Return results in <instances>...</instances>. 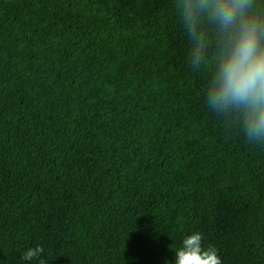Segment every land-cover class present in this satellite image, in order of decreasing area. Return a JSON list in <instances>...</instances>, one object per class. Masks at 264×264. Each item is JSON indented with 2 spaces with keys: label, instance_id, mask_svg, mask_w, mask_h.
<instances>
[{
  "label": "trees",
  "instance_id": "16d2710c",
  "mask_svg": "<svg viewBox=\"0 0 264 264\" xmlns=\"http://www.w3.org/2000/svg\"><path fill=\"white\" fill-rule=\"evenodd\" d=\"M174 4L0 0V264H174L193 232L264 264V144L208 108Z\"/></svg>",
  "mask_w": 264,
  "mask_h": 264
},
{
  "label": "clouds",
  "instance_id": "9594fccd",
  "mask_svg": "<svg viewBox=\"0 0 264 264\" xmlns=\"http://www.w3.org/2000/svg\"><path fill=\"white\" fill-rule=\"evenodd\" d=\"M174 6L188 38L189 64L210 71L208 108L226 128L239 126L248 141L264 144V0H175ZM202 240L193 232L181 247L169 245L174 264H221L217 249ZM43 251L29 248L22 259Z\"/></svg>",
  "mask_w": 264,
  "mask_h": 264
},
{
  "label": "rangeland",
  "instance_id": "374dc122",
  "mask_svg": "<svg viewBox=\"0 0 264 264\" xmlns=\"http://www.w3.org/2000/svg\"><path fill=\"white\" fill-rule=\"evenodd\" d=\"M244 201L238 196L237 193H233L232 195L223 198L218 202L217 210L218 215L221 221L227 218L228 213L232 210V208L236 206L243 205ZM154 209H158V205L154 206Z\"/></svg>",
  "mask_w": 264,
  "mask_h": 264
}]
</instances>
